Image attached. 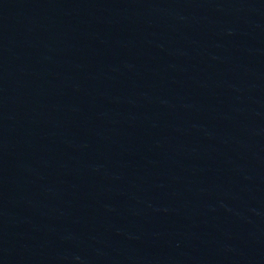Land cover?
Returning a JSON list of instances; mask_svg holds the SVG:
<instances>
[{"label": "water", "instance_id": "water-1", "mask_svg": "<svg viewBox=\"0 0 264 264\" xmlns=\"http://www.w3.org/2000/svg\"><path fill=\"white\" fill-rule=\"evenodd\" d=\"M264 113V0H0V264H179Z\"/></svg>", "mask_w": 264, "mask_h": 264}]
</instances>
